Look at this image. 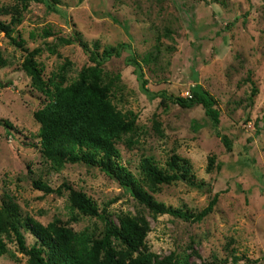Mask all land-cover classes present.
<instances>
[{"label":"rangeland","instance_id":"374dc122","mask_svg":"<svg viewBox=\"0 0 264 264\" xmlns=\"http://www.w3.org/2000/svg\"><path fill=\"white\" fill-rule=\"evenodd\" d=\"M57 10L45 2L0 0V18L15 13L14 44L0 31V202L12 196L23 213L42 223L59 216L78 230L88 225L96 233L99 217L74 220L66 194L44 193L33 178L52 187L66 181L85 191L107 215L142 213L149 222L148 247L165 255L186 256L190 264L214 259L217 264H264V0H55ZM44 29L51 34L45 35ZM80 34L89 45L126 41L128 47L112 56L104 67L120 75L110 97L121 110L135 113L136 130L130 140L117 141L116 160L135 177L142 176L140 160L152 156L167 168L173 154L191 162L188 179L142 185L166 204L197 211L217 192L213 210L199 221L168 213L153 215L128 188L98 165L66 162L54 169L41 155L38 122L33 111L47 96L32 86L22 66L26 51L37 45L36 55L46 78L65 71L74 78L90 63L79 39L66 42L56 36ZM50 42L51 47L46 46ZM135 57L152 91L188 95L192 88L207 90L215 98L219 121L214 123L200 104L184 107L150 98L139 86ZM255 86V91H252ZM10 123L6 125L4 120ZM231 140L230 149L222 139ZM27 244L34 236L23 229ZM0 264H27L28 256L16 243ZM12 253V255H11Z\"/></svg>","mask_w":264,"mask_h":264},{"label":"trees","instance_id":"16d2710c","mask_svg":"<svg viewBox=\"0 0 264 264\" xmlns=\"http://www.w3.org/2000/svg\"><path fill=\"white\" fill-rule=\"evenodd\" d=\"M25 7L30 0H19ZM45 2L50 9L57 10L55 0H35ZM13 13L9 20L0 18V31L10 40L22 46V40L12 35V23L18 21ZM44 34H51L44 29ZM79 39L83 52L90 63L83 64L74 78L68 79L65 71L53 72L46 78L36 55L42 49L37 45L32 49L23 48L26 53L22 66L31 77L34 88L47 96V101L33 111L38 122V136L41 155L50 161L54 169H60L66 162H83L98 165L106 174L116 178L128 188L135 199L143 204L153 215L168 213L184 220L199 221L208 215L217 201L215 192L201 209L193 212L172 206L156 199L142 183L151 190L161 183H172L179 178L188 179L191 171L190 160L173 154L167 168L158 166L152 156L140 160L142 176L135 177L123 164L116 160L119 154L117 141L130 140L135 132V113L131 109L121 110L111 100V93L119 82L120 75L104 67L105 61L119 56L128 47L126 41L105 45L100 50L96 41L89 45L77 32L74 36H56V40L74 41ZM52 45H55L54 43ZM46 42L47 47L52 46ZM54 51V47H51ZM134 65V72L140 89L150 98L159 96V102L177 103L184 107L200 104L205 114L214 122L219 121V110L214 106L215 98L207 90L192 88L188 95H179L164 89L152 91L146 83L139 61L135 57L128 60ZM6 59L0 50V66ZM255 91V86H252ZM6 125L10 123L4 120ZM222 139L230 149L231 140L224 134ZM33 185L43 194L55 192L66 194L71 217H99L103 226L99 233L88 225L74 229L59 216L42 223L29 214L23 213L17 201L10 195L0 202V256L9 252L7 242L12 240L20 252L28 256L27 264H190L186 256L160 255L151 250L145 240L149 222L142 213L121 212L118 221L107 215L105 207L99 208L96 201L85 191L63 181L52 187L42 178H33ZM23 229L35 238L27 244ZM12 255V253H11ZM195 264H217L214 259H204Z\"/></svg>","mask_w":264,"mask_h":264}]
</instances>
